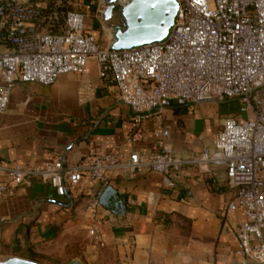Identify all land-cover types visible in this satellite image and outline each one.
I'll return each instance as SVG.
<instances>
[{
  "label": "crops",
  "instance_id": "0c3cea01",
  "mask_svg": "<svg viewBox=\"0 0 264 264\" xmlns=\"http://www.w3.org/2000/svg\"><path fill=\"white\" fill-rule=\"evenodd\" d=\"M86 2V30L103 48L114 42L111 25L102 22ZM9 47L0 44V54ZM95 58L85 75L68 73L56 83H18L0 116V159L43 166L62 160L66 166L88 162L102 153L160 151L155 130L169 131L168 142L188 157L213 148V137L227 117L222 103L205 101L184 107L154 108L136 113L119 99L117 87L100 77ZM230 106L229 108H231ZM140 134L137 142L129 138ZM175 187L148 172L136 178L112 175L101 187L87 176L67 189L65 197L50 185L33 182L0 202V236L10 256L45 264H259L234 255L242 212L226 215L231 198L223 167L187 166L173 174ZM102 190V240L89 235L88 200Z\"/></svg>",
  "mask_w": 264,
  "mask_h": 264
},
{
  "label": "built area",
  "instance_id": "2783aa9c",
  "mask_svg": "<svg viewBox=\"0 0 264 264\" xmlns=\"http://www.w3.org/2000/svg\"><path fill=\"white\" fill-rule=\"evenodd\" d=\"M105 24L107 0H0V116L18 83L53 85L68 73L85 75L88 60L100 64V77L113 83L122 103L141 122L154 108L205 101H235L243 118L227 117L213 137V148L188 157L168 142L169 131L155 130L160 151L102 153L88 162L66 166L62 160L43 166L0 159V202L33 182L53 187L65 197L85 176L101 187L112 175L136 178L148 172L175 187L173 174L184 167H223L231 193L225 213L242 212L234 255L264 264V0H176L177 13L162 41L130 49L103 48L86 30V2ZM134 0H117L126 7ZM136 134L129 142H137ZM102 190L87 202L89 235L102 240Z\"/></svg>",
  "mask_w": 264,
  "mask_h": 264
},
{
  "label": "water",
  "instance_id": "95a60500",
  "mask_svg": "<svg viewBox=\"0 0 264 264\" xmlns=\"http://www.w3.org/2000/svg\"><path fill=\"white\" fill-rule=\"evenodd\" d=\"M117 0H107L109 7L103 18L113 27L116 50L130 49L167 38L175 22L176 0H134L126 7H118ZM0 264H39L34 260L10 256ZM67 264H84L76 259Z\"/></svg>",
  "mask_w": 264,
  "mask_h": 264
},
{
  "label": "rangeland",
  "instance_id": "374dc122",
  "mask_svg": "<svg viewBox=\"0 0 264 264\" xmlns=\"http://www.w3.org/2000/svg\"><path fill=\"white\" fill-rule=\"evenodd\" d=\"M87 2H90V1H87ZM91 8H92V12H95L96 6L92 5ZM221 105H222V110L223 111L230 112V110H235V111L239 112L240 104H239V102L237 100L232 101L230 103H222ZM230 106H232L231 107L232 109L229 108ZM7 247L8 246L4 243V237L0 236V254L1 255H2L3 251H6ZM45 264H57V262L49 260V261H46Z\"/></svg>",
  "mask_w": 264,
  "mask_h": 264
}]
</instances>
